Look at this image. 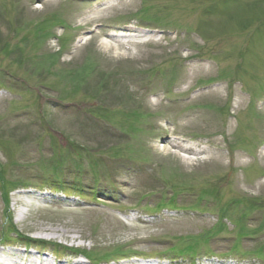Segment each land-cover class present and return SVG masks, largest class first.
<instances>
[{
	"label": "rangeland",
	"instance_id": "374dc122",
	"mask_svg": "<svg viewBox=\"0 0 264 264\" xmlns=\"http://www.w3.org/2000/svg\"><path fill=\"white\" fill-rule=\"evenodd\" d=\"M0 172V264H264V0H0Z\"/></svg>",
	"mask_w": 264,
	"mask_h": 264
},
{
	"label": "bare ground",
	"instance_id": "6f19581e",
	"mask_svg": "<svg viewBox=\"0 0 264 264\" xmlns=\"http://www.w3.org/2000/svg\"><path fill=\"white\" fill-rule=\"evenodd\" d=\"M173 149H178L181 151H195L192 146H185V145H181L177 142H174L172 140H168L165 145L162 147V151H165L167 154H170L172 152ZM197 152V151H195ZM199 153L202 152V150H198Z\"/></svg>",
	"mask_w": 264,
	"mask_h": 264
}]
</instances>
